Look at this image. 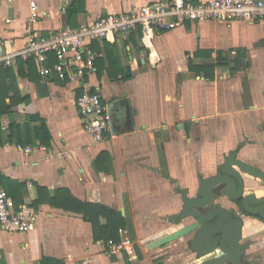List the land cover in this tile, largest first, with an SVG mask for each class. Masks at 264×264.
<instances>
[{"label":"crops","instance_id":"1","mask_svg":"<svg viewBox=\"0 0 264 264\" xmlns=\"http://www.w3.org/2000/svg\"><path fill=\"white\" fill-rule=\"evenodd\" d=\"M29 1H0L3 51L25 45ZM35 1L40 15L32 28L45 36L164 0H85V11L71 18L62 10L70 0ZM92 48L97 72L82 79L62 81L26 64L11 66L17 94L11 112L0 118V184L13 210L34 214L36 221L28 233L0 227V264H41L43 258L64 264H203L214 252L198 254L200 246L190 245L188 237L150 244L192 222L177 220L184 198L199 194L201 181L221 172L230 155L264 172V18L187 22L156 30L148 47L136 29ZM237 55L245 64L238 72ZM207 64H215L206 71L212 78L202 70ZM83 90L100 93L109 115L110 131L100 141L80 119L76 98ZM121 99L128 101L130 122L126 108L114 105ZM43 123L48 144L37 132ZM11 125L19 130L12 133ZM17 143L47 148L26 153ZM242 175L247 189L263 191L259 180ZM37 187L46 191L34 205ZM58 190L119 212L127 224L120 242L95 240L81 214L50 204ZM214 203L230 205L226 196ZM244 228L257 242L249 252L264 264V225L246 218ZM125 239L132 255L109 249Z\"/></svg>","mask_w":264,"mask_h":264},{"label":"built area","instance_id":"2","mask_svg":"<svg viewBox=\"0 0 264 264\" xmlns=\"http://www.w3.org/2000/svg\"><path fill=\"white\" fill-rule=\"evenodd\" d=\"M39 15L36 1L30 0L26 43L23 48L10 52L0 48V65L11 67L18 60L34 58L42 77L54 74L62 81H73L97 72L98 55L92 48L94 42L113 40L116 35H127L140 29L141 43L148 47L156 30L173 29L187 22L243 20L253 23L264 18V0H164L117 14L99 15L91 23H82L76 28L65 27L45 36L32 28ZM49 54L55 57L52 65H48ZM76 105L86 133L94 141L104 139L110 131V118L100 93L83 90L76 98ZM16 146L26 153L47 148L43 145ZM35 221L34 214L23 216L13 210L9 195L0 184V227L9 232L28 233L34 229ZM109 249H122L128 255L133 254L128 239Z\"/></svg>","mask_w":264,"mask_h":264},{"label":"water","instance_id":"3","mask_svg":"<svg viewBox=\"0 0 264 264\" xmlns=\"http://www.w3.org/2000/svg\"><path fill=\"white\" fill-rule=\"evenodd\" d=\"M114 105H121L126 108V115L130 122L128 101L126 99H121L114 103ZM112 106L113 105L109 108V111L112 109ZM242 173L252 178H256L264 187V172L236 159L234 154L230 155L224 162L220 174L205 178L201 181L199 195L184 198L182 210L177 220L181 221L185 217H191L192 222L182 224L179 229L158 241L152 242L150 247H156L181 237H188V243L190 245L198 241L206 244L208 246L207 250H213L218 246L226 254L229 252L231 253L234 246L229 245L228 234L232 228L233 222L226 220V211L221 207H217L205 213H201L196 207H205L208 205L212 199L211 188L219 185L227 186L221 189L220 193L226 194L235 199L239 198L242 195L244 186L246 188L248 187V185L244 184ZM263 193L264 191L262 190H256L254 194L245 197L243 206L249 213H264ZM249 203L258 205V207L252 210L248 206ZM237 226H239V224ZM201 247L202 246H200V248ZM203 253H205V250H198V254L202 255ZM230 259L232 260V257L225 255L221 260L225 261ZM221 260L217 261L216 257L213 256L212 259L203 264H222V262H220Z\"/></svg>","mask_w":264,"mask_h":264},{"label":"trees","instance_id":"4","mask_svg":"<svg viewBox=\"0 0 264 264\" xmlns=\"http://www.w3.org/2000/svg\"><path fill=\"white\" fill-rule=\"evenodd\" d=\"M65 9H66L65 14L67 15L68 18L76 16L78 13L85 11V0H70L69 5L66 6ZM138 30L140 31V29ZM140 35H141V31H140ZM237 53H239V51H237ZM54 63H55V57L52 54H49L48 65H52ZM235 63L236 66L234 70L236 72H238L239 70L245 67L244 60L240 55H237V57L235 58ZM24 64H26L31 69H34L35 67L38 68V62L34 58L25 61L18 60L16 63V65L19 66V69H21L24 66ZM214 66L215 64H207L202 66V70H204L205 76L207 75L208 77L212 78V74L211 73L208 74L206 71L208 69L212 71ZM15 94H17V84H16V76L13 73L12 67H4L0 65V118L4 114H8L9 112H11V109L15 104V100L13 98ZM7 98H9L8 102L6 101ZM10 129L13 133L14 131L19 130V126L11 125ZM37 132L40 133L41 143L48 144L50 135L44 123L42 124V127L38 129ZM0 133H1V123H0ZM37 190H38L39 198L34 202V205L41 202L40 195H42V192L46 191L45 189L39 187H37ZM62 193H65V196H63ZM47 201L52 205H56L58 207L63 208L64 210L81 214L83 219L91 224L93 237L95 240L101 239L106 243L120 242L119 232L123 228H126L127 224H126V220L121 216L119 212L110 209L108 207H105L103 205L81 202L73 198L66 190L56 191L53 198ZM101 218L105 220V224H101L100 222ZM41 264H64V263L56 259L43 258Z\"/></svg>","mask_w":264,"mask_h":264},{"label":"flooded vegetation","instance_id":"5","mask_svg":"<svg viewBox=\"0 0 264 264\" xmlns=\"http://www.w3.org/2000/svg\"><path fill=\"white\" fill-rule=\"evenodd\" d=\"M220 173L221 172H219L218 170L216 175ZM244 184H245V180H244ZM224 187H227V186L219 185V186L212 187L211 188V191H212L211 201L205 207H196V209L201 213H205L213 208L221 207L218 204L214 203L215 197L226 196L228 198V201L230 203L229 207H221V208H223L226 211V220L233 222L232 228L228 234L229 235L228 243L229 245L234 246L232 252L231 253L229 252L226 254L218 246L214 248L213 250H207L208 246L198 241L191 245L194 247L202 246L201 248L196 247L198 248L196 249V251L200 249H202L203 251L205 250V253L203 254H210L214 252V256L216 257L217 261L223 259L225 255H229V257H232V260L231 259L225 260V261L221 260L220 262H222V264H258L256 260L257 254H254L255 252H253V254L252 252H249L252 249V247L257 244L256 239H254V233H252V230H250V228H244V223H245V219L248 218L251 221H256V223L258 222L261 225H264V213H258V214L249 213L244 208L243 202L245 200V197H247L248 195L254 194L256 190H260V189H253L252 186H250L249 189H247L244 186L242 195L239 198L235 199L231 196L220 193L221 189H223ZM248 190L249 192L246 193V191ZM262 197H264V193ZM248 206L252 210L258 207V205H253L251 203H249ZM238 224L239 226H237ZM210 259L206 260L205 262L209 261Z\"/></svg>","mask_w":264,"mask_h":264}]
</instances>
